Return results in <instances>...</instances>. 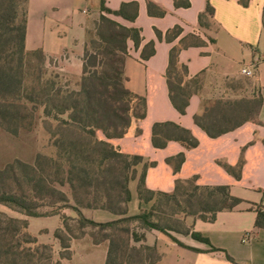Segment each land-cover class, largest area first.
Here are the masks:
<instances>
[{
	"label": "trees",
	"instance_id": "16d2710c",
	"mask_svg": "<svg viewBox=\"0 0 264 264\" xmlns=\"http://www.w3.org/2000/svg\"><path fill=\"white\" fill-rule=\"evenodd\" d=\"M241 4L247 6L248 2L241 0ZM28 5L29 0H0V131L17 136L41 123L49 135V154L38 153L33 164L15 160L0 168V206L27 218L58 216L61 227L54 232V239L60 247V259L53 263L52 245L41 244L29 232L27 220L0 212V264H62V260L72 259V242L87 237L95 245L108 244L106 264H157L160 256L155 248L133 245L144 242L152 231L170 236L181 246L171 233L191 236L210 246L209 252H219L188 219L214 222L219 213L233 211L244 201L234 197L229 186H200L197 178L177 180L172 193L151 191L146 176L155 164L141 156L126 155L110 143L126 137L147 115L146 99L128 90L124 73L128 42L138 49L143 42L141 30L112 19L134 22L138 3H126L113 11L102 1L94 28L86 29L83 71L78 79L47 67L42 50L27 52ZM147 7L150 13L159 9L149 1ZM213 15L208 4L199 17L201 24ZM180 32L175 28L171 34L176 37ZM157 35L162 37L159 32ZM195 44L203 45L201 41ZM182 48L171 50L165 78L173 107L185 115L201 84L199 77L189 79L188 68L179 62ZM154 53V43H149L142 52L143 60ZM262 104L258 95L204 100L194 122L216 139L247 122L258 123ZM172 141L186 150L199 145L191 131L174 123L153 126L154 148L164 149ZM184 161L185 155L180 154L167 164L176 174ZM243 164L241 159L236 168L226 165L225 169L240 179ZM140 165L144 168L138 196L142 203L153 204L137 216H128L132 198L129 185ZM250 209L257 213L256 228L264 230V207L251 205ZM93 210L107 211L120 219L96 223L84 214Z\"/></svg>",
	"mask_w": 264,
	"mask_h": 264
},
{
	"label": "crops",
	"instance_id": "0c3cea01",
	"mask_svg": "<svg viewBox=\"0 0 264 264\" xmlns=\"http://www.w3.org/2000/svg\"><path fill=\"white\" fill-rule=\"evenodd\" d=\"M102 1L29 0L27 52L42 50L47 67L80 78L86 15L100 12ZM148 1L159 9L150 13ZM104 2L113 11H118L126 3L139 5L134 22L120 17L112 19L124 27L141 30L143 42L138 49L132 41L128 42L129 56L124 73L128 90L147 102L145 119L135 123L126 137L113 139L110 143L126 155L143 157L147 163L151 160L149 153L162 152L166 167L162 169L159 163L157 168L151 167L147 172L146 186L151 191L172 193L177 180L197 178L200 186H229L231 194L244 201L233 211L219 213L214 222L188 219L193 229L206 237L219 252H209L210 246L193 240L191 236L171 233L184 245L181 246L170 236L157 231L148 232L144 242L133 245L155 248L160 256L157 264H233L223 252L235 264H264V230L256 228L257 213L250 209L251 205L264 207V0H247V6H243L241 0ZM187 3L188 7L185 6ZM208 4L214 15L201 24L199 17ZM161 10L164 15L160 14ZM175 28L181 32L173 37L171 32ZM157 32L161 33V38ZM200 41L203 45L195 44ZM149 43H154L155 53L143 60L142 52ZM181 46L179 62L188 68L189 79L199 77L201 84V90L191 98L185 115L173 107L165 78L170 52ZM243 68H254L255 76H243ZM243 83L249 86L243 87ZM255 95L263 98L258 123L247 122L233 132L212 139L194 122L204 100L239 99L242 96L251 99ZM157 123H174L191 131L199 142L198 147L186 150L179 142L172 141L164 149L154 148L152 131ZM138 130L140 135H137ZM99 137L104 138L102 134ZM180 154L185 155V161L175 174L167 160ZM241 159L244 163L241 178L236 179L225 166L236 168ZM143 168L144 165L137 167V177L129 185L132 198L128 216H137L142 209H150L153 204L142 203L138 196V181ZM158 168V177L154 178L153 173ZM84 214L96 223L120 219L103 210L85 211ZM52 218L54 227H61L60 218ZM38 240L60 250L55 239L44 243ZM71 251L72 259L65 264H106L109 247L107 243L95 245L87 237L73 241Z\"/></svg>",
	"mask_w": 264,
	"mask_h": 264
},
{
	"label": "rangeland",
	"instance_id": "374dc122",
	"mask_svg": "<svg viewBox=\"0 0 264 264\" xmlns=\"http://www.w3.org/2000/svg\"><path fill=\"white\" fill-rule=\"evenodd\" d=\"M101 12H91L87 16V28L93 29L94 23L100 17ZM243 87L248 84H241ZM247 96H242L239 99L245 98ZM44 126L40 123L32 130H26L19 133V135L14 136L11 133L1 130L0 131V168L13 163L15 160H20L28 164H33L35 157L38 153H48L49 147V135L45 131ZM49 154V153H48ZM151 160L149 163L155 164V168L159 166L162 169L166 167V159H164L162 152L149 153ZM153 177H158V172L155 170ZM241 178V177H240ZM0 212H5L11 217H17L19 219L27 220L29 223V232L31 231L34 236H36L42 243L54 240V232L57 230L54 227V221L52 217L50 218H27L23 215L11 212L6 208L0 206ZM68 215H73L70 211H66ZM55 217V216H54ZM30 232V233H31ZM58 243V242H57ZM52 245V244H47ZM53 247V263L59 261V248ZM62 264L66 261L62 260Z\"/></svg>",
	"mask_w": 264,
	"mask_h": 264
},
{
	"label": "built area",
	"instance_id": "2783aa9c",
	"mask_svg": "<svg viewBox=\"0 0 264 264\" xmlns=\"http://www.w3.org/2000/svg\"><path fill=\"white\" fill-rule=\"evenodd\" d=\"M255 69L254 68H243L242 70H241V74L243 75V76H245V77H254L255 76ZM247 240V238H245V240L244 241H246Z\"/></svg>",
	"mask_w": 264,
	"mask_h": 264
}]
</instances>
